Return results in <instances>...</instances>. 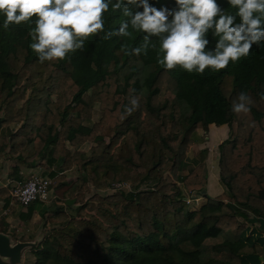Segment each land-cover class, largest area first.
Listing matches in <instances>:
<instances>
[{"label": "trees", "instance_id": "1", "mask_svg": "<svg viewBox=\"0 0 264 264\" xmlns=\"http://www.w3.org/2000/svg\"><path fill=\"white\" fill-rule=\"evenodd\" d=\"M117 2L83 50L43 63L29 47L33 25L5 28L0 16V154L18 176L45 160L52 192L70 207L41 211H52L51 228L32 264H264V238L249 234L256 221L264 228V43L219 71L164 70L155 38L134 55L143 33L107 35L127 19ZM241 91L251 97L247 113L231 110ZM133 97L138 106L126 112ZM211 124L229 127L219 160L226 191L191 210L178 183L202 192L207 171L179 170ZM114 183L131 189L101 194ZM10 189L0 187L7 207ZM41 205L18 217L29 221ZM10 216L1 233H10Z\"/></svg>", "mask_w": 264, "mask_h": 264}, {"label": "clouds", "instance_id": "2", "mask_svg": "<svg viewBox=\"0 0 264 264\" xmlns=\"http://www.w3.org/2000/svg\"><path fill=\"white\" fill-rule=\"evenodd\" d=\"M111 0H0L3 27L27 22L30 49L40 62L64 60L83 50L85 40L104 30V14ZM127 17L107 35L128 36L129 27L143 33L144 44L158 47L164 70L179 67L187 73L219 71L249 55L264 43V0H118ZM231 8L232 11L227 10ZM264 98V93H261ZM130 105V106H129ZM126 112L138 101L131 98ZM251 97L241 91L233 101L235 113L250 111Z\"/></svg>", "mask_w": 264, "mask_h": 264}, {"label": "rangeland", "instance_id": "3", "mask_svg": "<svg viewBox=\"0 0 264 264\" xmlns=\"http://www.w3.org/2000/svg\"><path fill=\"white\" fill-rule=\"evenodd\" d=\"M100 116H101V111L99 110V107L96 106L95 110H94V120H98L100 118ZM198 131L202 134V135H200L199 133H197L198 138L201 139L200 141L202 143V147H200V149H198V151L201 152V154L199 155V158L202 160L201 162H204L205 160L209 159L208 157L212 156L211 157V166H212L211 170L216 169L217 171H219L218 164H219L220 154H221L220 145L225 140H227L228 137L225 140H223L221 144L217 145V143H216L215 145L211 146V145H209V142H208L209 139L207 138L209 136L208 130L203 131V129H200ZM90 147H91V144L87 143L81 147V150L89 151ZM210 147H212V148H210ZM211 149H213V150H211ZM191 150H192V148L190 149L188 154L191 152ZM188 154H187V157H188ZM0 155L2 156L4 154H0ZM187 157H186L185 161L187 160ZM219 166H220V164H219ZM13 171H14V169H13ZM4 174H5V172L0 171V183L2 181V178H3L2 176H4ZM38 174H40V173H38ZM31 175L26 176L25 179H27ZM179 175H181V176L185 175L183 170H182V167H180ZM67 176H68L69 180H75L79 176V174H78V171H76V169H74V170L68 171ZM207 179H208V174H207ZM6 180H8V178ZM178 184L180 186H182L185 199H186L187 204L191 210H197L203 204H205V202H207L204 200L205 194L203 192L204 190L208 191L207 183H205V185H202V187L204 188V190L202 192H198V191L191 192L185 186H183L184 184H181V183H178ZM113 186L114 185L112 184L108 188L101 190L100 191L101 194H112V193L116 192L117 190H114ZM125 189L130 190L131 186L129 185ZM210 191H211V193H215V192H213L212 188H210ZM225 191H226V188H225ZM190 196H192L194 198H191ZM188 199H190L191 201L188 202ZM44 204H45L44 206H40L37 209V211L35 212L32 219H30L27 223L22 222L18 218V214L23 210L22 206L13 202V204H11L10 207L8 206L7 208H5L6 209L5 210V209H3L4 205H2V204L0 205V221H1V219H3V217H5L7 215L8 216L11 215L9 223L12 226V228H11L12 230L10 232L11 234H9V235L12 237V244H16L17 242H35V243L37 242L38 243V241L39 242L42 241V239L44 238L46 233L49 232V230L51 228V224L48 220V216L50 214H52V211H49L47 213V215L45 217H43V215L41 214L42 210H46V209L51 210V209H55L58 207H63L64 210H66L67 212L70 211V207H69L67 199L63 198L61 194H58L56 192H52L51 198L47 202H44ZM250 217H252V215H250ZM254 230L255 229H253L251 231V233H253ZM34 247L32 246V247L25 249V251H24V264H32L34 262L35 259H34V256L32 254V250L34 249ZM209 251H210V253H207V255L212 257L213 254H212L211 250H209Z\"/></svg>", "mask_w": 264, "mask_h": 264}, {"label": "crops", "instance_id": "4", "mask_svg": "<svg viewBox=\"0 0 264 264\" xmlns=\"http://www.w3.org/2000/svg\"><path fill=\"white\" fill-rule=\"evenodd\" d=\"M198 133L200 135H202L199 131H198ZM208 133H209V136L207 138L209 139V141H208L209 145L213 146L216 143L218 145V144H221L222 141L225 140L229 136V128L227 125L218 126L216 124H211L208 128ZM200 140L201 139L198 138L197 143H195L193 145L191 152L188 154L187 160L182 165V170L185 174L184 176H191V170L195 167L196 168H202L203 171L206 170L207 174H208V179L206 182L208 191L206 190V194L204 196L206 197V195H207L209 197H215V196L222 194L225 191V187L223 186V184L220 181V166L218 164L219 171H217L216 169L211 170V168H212L211 157L212 156L208 157L209 159L205 160L204 162H201L202 160L199 158V155L201 154V152L198 151V149H200V147H202V143ZM210 148H212V147H210ZM211 150H213V149H211ZM14 166H15L14 161H11V160L9 161V160H7V157L0 155V171L5 172L4 176H2L3 178H2V181L0 183L1 184L0 187H10L11 188V186L14 183H16L18 181L26 180L25 179L26 176H29L33 173L34 174L40 173V174L46 176V175H48L49 171L51 170V168L46 164L45 160H43L40 163H38V165H36L35 167L28 168V167L22 166L20 168V175L18 176L13 171ZM7 178H8V180H6ZM11 183H12V185H11ZM183 186H185V185H183ZM210 188H212L213 192H215V193H211ZM10 191H11V189H10ZM205 197H204V200L207 201V197L206 198ZM13 202L17 203L16 201H12V204H13ZM1 204L4 205V198L3 197H0V205ZM44 205L45 204L42 202L41 206H44ZM5 208H7V206H3V209H5ZM22 209L25 210V207H22ZM10 217L7 219L8 222H10ZM22 222L27 223L28 221H22ZM11 228H12V226L10 224V232L12 230ZM253 229H255V230L253 231V233H251V231ZM9 234H11V233H8V235ZM249 234H251L254 239L260 238V237L264 238V228H263L260 221L255 222L253 227H251ZM263 260H264V255L261 256V263L263 262Z\"/></svg>", "mask_w": 264, "mask_h": 264}, {"label": "built area", "instance_id": "5", "mask_svg": "<svg viewBox=\"0 0 264 264\" xmlns=\"http://www.w3.org/2000/svg\"><path fill=\"white\" fill-rule=\"evenodd\" d=\"M51 184L50 177L42 174H32L26 180L18 181L13 185L11 183L10 193L20 206L27 207L34 202H47L51 198ZM113 185L114 190L129 186L127 183H115ZM190 201L188 199V202Z\"/></svg>", "mask_w": 264, "mask_h": 264}, {"label": "water", "instance_id": "6", "mask_svg": "<svg viewBox=\"0 0 264 264\" xmlns=\"http://www.w3.org/2000/svg\"><path fill=\"white\" fill-rule=\"evenodd\" d=\"M206 194V191H204ZM36 242H17L12 244V237L0 232V264H24V251L39 245Z\"/></svg>", "mask_w": 264, "mask_h": 264}]
</instances>
